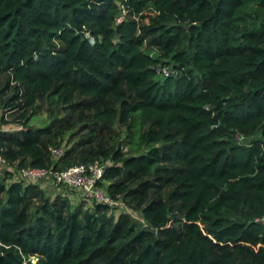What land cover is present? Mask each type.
I'll list each match as a JSON object with an SVG mask.
<instances>
[{"label": "trees", "instance_id": "1", "mask_svg": "<svg viewBox=\"0 0 264 264\" xmlns=\"http://www.w3.org/2000/svg\"><path fill=\"white\" fill-rule=\"evenodd\" d=\"M0 154V264H264V0H0Z\"/></svg>", "mask_w": 264, "mask_h": 264}, {"label": "built area", "instance_id": "2", "mask_svg": "<svg viewBox=\"0 0 264 264\" xmlns=\"http://www.w3.org/2000/svg\"><path fill=\"white\" fill-rule=\"evenodd\" d=\"M124 18L121 15L118 18L120 22ZM90 42L94 43V39L90 37ZM158 75L177 76L178 71L172 70L165 65L155 67ZM56 158L64 154L63 148H55L52 150ZM7 159L0 154V173L6 170H13ZM106 165L99 161L93 163H81L62 170H55L53 168L27 167L15 169L14 173L18 179L25 181H36L45 183L46 186L55 185L59 187L63 193L77 192L80 198L94 204H105L109 207H118L124 205L121 201L115 200L107 191L103 184V175ZM71 191V192H67ZM70 195V194H68ZM90 206V205H89ZM255 221L264 225V216L255 218ZM36 262L37 258L32 257Z\"/></svg>", "mask_w": 264, "mask_h": 264}, {"label": "rangeland", "instance_id": "3", "mask_svg": "<svg viewBox=\"0 0 264 264\" xmlns=\"http://www.w3.org/2000/svg\"><path fill=\"white\" fill-rule=\"evenodd\" d=\"M48 121H49L48 114L45 111H42L40 114L36 115L32 119L31 124H33L35 126H40V125H44V124L48 123ZM3 127L6 128V129L9 128V126H3ZM68 135H66V139H68ZM43 186L47 187L45 183H43ZM48 187L50 188V192H54V193H56L57 191L60 192L59 189L54 187V186H48ZM67 192H71V191H67ZM54 193L51 194V196H53ZM68 194H70L69 197L71 199L72 204L79 205L80 202L82 201V199L80 198V196H79V194L77 192H71V193H68ZM87 205H90V207H92V208L94 207V205H92L89 202H87ZM113 211L114 212H112V213L115 215V217H118L121 212H128V213H130L133 216V218H135L136 220L140 221L144 225L146 224V222L144 221L142 216L137 211L131 210V208H129V207H126V206H121L120 207V206H118Z\"/></svg>", "mask_w": 264, "mask_h": 264}]
</instances>
